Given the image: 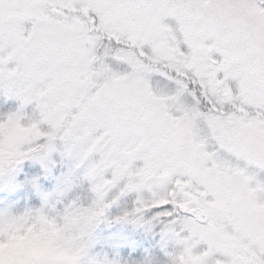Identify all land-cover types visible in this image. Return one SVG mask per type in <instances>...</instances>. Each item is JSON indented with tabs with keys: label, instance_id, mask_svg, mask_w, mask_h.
<instances>
[{
	"label": "snow or ice",
	"instance_id": "obj_1",
	"mask_svg": "<svg viewBox=\"0 0 264 264\" xmlns=\"http://www.w3.org/2000/svg\"><path fill=\"white\" fill-rule=\"evenodd\" d=\"M84 0L75 8L83 6ZM130 7L150 6L172 30L173 60L153 64L149 48H132L115 38L91 32L80 41L81 52L89 70L106 76L127 77L139 81L158 95L166 105L181 115L178 127L190 124L195 145L209 168L236 177L243 186L253 210L251 222L241 231L225 220L229 233L239 237L235 248L211 242L204 233L210 230L212 217L198 216L191 207H182L187 199L177 191V180L190 177L181 173L169 177L153 176L141 186L125 189V180L109 184L112 172L93 180L89 169L99 157L85 164L60 136L47 137L23 146L26 155L14 160L0 157V190L15 200L24 193L33 198L32 206L22 210L18 202L0 208V243L22 214L55 215L71 202L55 206L53 201L70 189L67 177L55 191L45 192V184L55 175L53 155L75 157V168H83V177L91 185L95 211L109 217L111 209L132 197V204L117 217L146 233L158 235L164 249L163 259L151 251L137 254L132 264H184L189 255L202 257V264H264V0H110ZM49 0H0V125L10 119L27 124L42 119L38 102L30 99L29 86L21 73L13 75L16 60H8V45L13 31L46 29L57 40L68 34L81 14L64 9L52 23L40 18L51 13ZM60 7V5H57ZM30 14L22 21L14 13ZM99 23L95 12L89 13ZM141 51L146 55H141ZM134 55L140 66L133 67L123 57ZM32 92L31 96L34 97ZM48 130L46 125H42ZM2 139V137H0ZM134 167L132 171H135ZM133 184L140 181L133 180ZM189 192H205L193 181ZM215 201L209 193L206 197ZM166 200L167 203H161ZM94 243L78 252L76 264H128L118 255L94 252ZM171 248V250H169ZM33 264H46L37 261Z\"/></svg>",
	"mask_w": 264,
	"mask_h": 264
},
{
	"label": "rangeland",
	"instance_id": "obj_2",
	"mask_svg": "<svg viewBox=\"0 0 264 264\" xmlns=\"http://www.w3.org/2000/svg\"><path fill=\"white\" fill-rule=\"evenodd\" d=\"M49 0L51 13L40 18L53 22L54 15H64V9L79 12L68 26V34L57 40L46 29L13 31L8 45V60L18 66L13 75L29 86L30 99L38 102L42 119L27 124L10 119L0 125V157L9 161L26 155L23 146L41 138L66 142L85 164L99 157L89 169L93 180L112 172V180L104 187L127 178L125 189L141 186L153 176L169 177L176 173L187 175V181L177 180V191L187 199L182 207H191L198 216L212 217L210 230L204 235L213 243L229 247L239 245V237L226 230L229 221L235 230H243L252 220L253 210L243 186L234 176L209 168L195 145L190 124L180 125L181 115L166 105L167 98L158 95L139 81L127 77L106 76L89 70L81 52L80 41L95 32L98 38L108 36L132 48H149L153 64L173 60L172 28L150 6L130 7L110 0ZM60 5V7H57ZM99 18L96 24L89 13ZM22 21L30 19L27 12L19 13ZM141 55H146L141 51ZM123 59L133 67L140 66L134 55ZM34 92V97L31 93ZM46 125L48 130H44ZM55 175L45 184L43 191H55L61 179L67 177L70 189L57 200L72 202L55 215L22 214L6 240L0 243V264H76L78 252L94 243V252H107L132 264L137 254L151 251L162 259L164 249L158 235L146 233L133 224L118 221L132 204V197L122 200L111 209L109 217L95 211L91 185L83 179L85 170L75 168V157L53 155ZM135 171H132L133 168ZM140 181L133 184L131 181ZM193 181L203 185L205 192L186 191ZM215 195V201L206 197ZM18 202L21 210L32 206L33 198L24 193L13 200L0 190V208ZM161 203H167L161 200ZM171 250V248H169ZM202 257L189 255L184 264H202Z\"/></svg>",
	"mask_w": 264,
	"mask_h": 264
},
{
	"label": "water",
	"instance_id": "obj_3",
	"mask_svg": "<svg viewBox=\"0 0 264 264\" xmlns=\"http://www.w3.org/2000/svg\"><path fill=\"white\" fill-rule=\"evenodd\" d=\"M200 216H205L204 214H201Z\"/></svg>",
	"mask_w": 264,
	"mask_h": 264
}]
</instances>
